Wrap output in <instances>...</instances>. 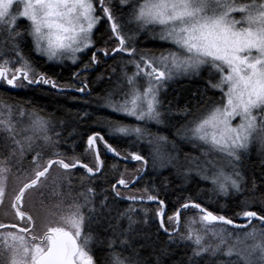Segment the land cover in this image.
Masks as SVG:
<instances>
[{
	"label": "snow or ice",
	"instance_id": "snow-or-ice-1",
	"mask_svg": "<svg viewBox=\"0 0 264 264\" xmlns=\"http://www.w3.org/2000/svg\"><path fill=\"white\" fill-rule=\"evenodd\" d=\"M118 3L119 14L114 0H0V82L10 89L42 84L65 91L46 73L37 72L31 52L49 62L71 60L76 64L81 53L91 51L90 60L73 74L74 79L97 65L99 56H119L120 75L115 81L109 76L113 87L99 105L112 114L103 120L105 127L113 136L147 143L153 168L176 161L174 166L179 170L176 142H170L176 155L162 152L160 145L169 143L168 137L153 133L147 125L166 124L171 108L165 110L162 93L170 81L180 75L201 76L207 70L201 94L204 107L198 105L197 114L175 133L200 152L199 156L184 154L182 175L188 179L195 172L213 184V191L225 196L230 191L248 190L243 168L253 146L264 164V0ZM19 20L27 22L25 29L19 28ZM102 20L108 24V32L101 35L97 46L95 33ZM146 31L171 47L160 50L158 55L139 48V35ZM25 35L31 37L28 54L21 47ZM112 73H116L115 68ZM68 88L85 93L88 83L85 78L79 86L70 83ZM209 90L219 96H208ZM177 114L192 115L187 108ZM119 117L137 123H125ZM58 123L63 122L57 121L54 114H42L30 104L0 98V146L7 152L0 156V205L7 197L12 213L10 222H0V264H99L94 244L101 246L100 251L106 247L104 264H166L173 255L171 246L180 244L191 245V255L172 264H264V227L253 225L254 219L264 225V208L259 212L247 210L245 201L244 210L236 215L247 222L238 224L186 198L165 221V204L155 188L145 186L138 190L139 195L121 192V188L131 191L132 185L143 178L149 164L144 155L137 151L122 154L100 132L87 137L83 154L77 155L70 146L69 155L58 150ZM100 143L107 153L141 164L136 175L120 173L111 184L113 201L128 200L126 209L112 208L107 194L97 203L91 181L103 175ZM27 153H32L33 167L9 193L7 179L13 161L18 166ZM88 155L91 163L84 162ZM54 168L62 170L59 176L51 175ZM79 169L85 175L77 177ZM74 179L80 180L82 189L76 195ZM257 187L253 179L252 199L264 204V194L255 195ZM65 188L67 199L62 191ZM33 193L39 198L35 211L25 206L26 195ZM49 196L60 199L49 206ZM145 202L160 205L155 212L156 240L144 230L149 224L148 210L135 207ZM189 209L195 213L182 221V212ZM141 211L142 219L138 218ZM240 230H245L242 235ZM159 232L167 235V241H159ZM141 240L145 242L139 243Z\"/></svg>",
	"mask_w": 264,
	"mask_h": 264
},
{
	"label": "trees",
	"instance_id": "trees-1",
	"mask_svg": "<svg viewBox=\"0 0 264 264\" xmlns=\"http://www.w3.org/2000/svg\"><path fill=\"white\" fill-rule=\"evenodd\" d=\"M115 8L117 9V14H119V3L118 0H114ZM127 11V9H124ZM19 28L25 29L27 27V22L25 20H19ZM108 24L106 21L102 20L97 26L96 39L97 46H100V37L102 34H107ZM137 46L141 49H150L157 55L162 49L171 47L167 43H163L158 39L152 38L151 31H146L140 33L137 40ZM21 47L25 49V54L31 47V37L25 35ZM79 63L74 66L70 63L63 64H53L47 61L46 58L39 56L35 52H31V58L34 62V67L37 72L46 73L52 79L56 80L58 85L64 87L65 91H60L59 89H53L47 85H32L24 87L21 89H10L6 83H2L0 88V98L8 100L11 103H22L30 104V106L39 109L42 114H54L57 121H62V124H57V130L61 132V144L59 151H67L69 155L72 154L70 146H74L75 153L81 155L84 153L86 146L87 137L92 135L94 132H100L104 136L105 140L111 144L117 151L123 153L137 151L144 155L149 160V168L144 175V177L133 187L131 191L121 188V192L124 195L136 194L139 195L138 190H142L145 186L149 188H155L159 194V199L163 200L167 207V217L171 216L175 210L179 207L181 203L185 201L186 198L194 199L196 202L202 204L203 207L207 208L209 211L215 214H224L230 218L235 219L236 222H240V217L236 213L244 210V202H248L247 210L260 211L264 208V204L260 200H253V193L251 192V182L253 179L257 182L256 196L264 194V183H262V176H264V164H262L261 159L257 153L256 146L253 147L252 152L248 159L244 162V172L248 178V190L242 191L241 193H235L230 191L229 195L225 196L216 191H213V184L210 181L202 180L194 172L188 179H185L182 175L184 171V161L183 167L179 166V170L176 166L167 167L165 170L157 171L152 167V157L150 151L146 144L141 142H136L134 138H123L120 136H113L108 129L105 127L103 120L106 117L112 115L108 109L99 107L103 102V97L106 93L111 90L113 84L109 81V76L111 80L115 81L120 75L121 64L119 63L120 57L117 56L115 59L108 57L105 58L102 55L99 56V63L94 67H91L87 72L80 74L79 78H75L73 74L78 72L83 63L90 60L91 51L83 53L80 56ZM116 69V73H112V69ZM129 71H131V66H129ZM206 76L207 70H203L201 76L193 77H183L177 79L176 81L170 83L167 90L162 93L165 99V110L169 107L171 108V114L166 115V124L156 127L155 125H147L148 128L153 133H159L168 137V140H173L176 144L185 150V153H190L194 156H199V149H193L191 144L183 141H178L175 135L177 128L185 124L187 120H191L193 115H196V108L199 105L201 108L204 105L201 103V94L206 87ZM103 77V78H101ZM88 83V89L85 93H79L68 88L70 83L79 86L80 80L85 79ZM208 96L218 97V92H213L211 90L207 93ZM170 102V104H169ZM187 108L192 114L187 117L177 114L181 110ZM88 113V115H84ZM125 123L136 124L137 122L133 119L119 117ZM67 141V143H65ZM168 143H166L167 145ZM102 143H100V148ZM105 149L104 147H102ZM101 157L104 160L103 175L98 174L93 181H91V186L96 189L97 193V203L103 198V195L107 194L109 198V203L112 208H118L120 210L126 209L129 206L128 200L116 199L113 201V196L111 192V184L119 178L120 173H126V176L136 175V169L141 167V164L134 163L128 164L119 158H113L106 155L102 150ZM7 155V152L0 146V156ZM32 153H27L23 160L19 163V166H15L16 161H13L12 170L14 171V176L23 175L24 172L30 170L33 166L31 164ZM184 159V158H183ZM92 157L90 155L84 156V162L91 163ZM24 169L22 170V166ZM115 165V168L113 166ZM55 169V168H54ZM53 169L51 174H53ZM11 175V173L9 174ZM85 175L83 169H79L76 172V176L79 177ZM13 176V175H12ZM11 176V178H13ZM9 177V179H11ZM14 180V179H13ZM73 184L76 186L73 190L74 192H79L82 189L79 187L80 180L74 179ZM11 185H9V188ZM107 190V192H105ZM51 191V189H49ZM65 197H67V189L62 190ZM51 197V196H50ZM53 203H56V199H51ZM137 209H147L149 224L145 226V232L152 237L153 240L157 239L158 232V219L155 217L156 210L160 207L155 204H140L135 205ZM195 210L189 209L184 210L182 213V221L185 216H192ZM138 218H144V213L141 211L138 214ZM126 227L127 222H122ZM258 228L264 227L259 221L253 223ZM181 231H183V226L181 225ZM241 235L243 231L240 230ZM101 239H103L104 234H100ZM168 237L163 232H159V241L165 242ZM141 240L139 243H144ZM94 251L96 250V257L99 264H104L105 262V252L100 251L101 246L94 244ZM171 250L173 252L172 258L166 261V264H172V261H180L182 258L191 255V245L180 244L179 246L172 245ZM148 249L144 250V254H147ZM223 259V257H220Z\"/></svg>",
	"mask_w": 264,
	"mask_h": 264
},
{
	"label": "rangeland",
	"instance_id": "rangeland-1",
	"mask_svg": "<svg viewBox=\"0 0 264 264\" xmlns=\"http://www.w3.org/2000/svg\"><path fill=\"white\" fill-rule=\"evenodd\" d=\"M83 53H81L80 54V56L82 55ZM45 58V57H44ZM70 63V64H73L72 62H71V60H65V61H63L62 63H54V62H51V63H53V64H63V63ZM79 63V60L77 61V63L76 64H73L74 66H76L77 64ZM194 75H180V76H177L176 78H174L172 81H170L169 83H168V85L170 84V83H172V82H174V81H176L177 79H180V78H183V77H193ZM168 85H167V87H168ZM129 119H131V118H129ZM149 126L150 125H155L156 127H159V126H162V125H157V124H154V123H151V124H148ZM177 140L180 142V141H182V140H180L179 138H177ZM171 141H173V140H169V143L166 145V144H161L160 145V148H161V151L162 152H165V153H168V152H171L173 155H176V152L172 149V145H171ZM183 142H185V141H183ZM141 143H144V144H146L147 145V147H148V150L150 151V155H151V147L147 144V143H145V142H141ZM188 143V142H187ZM190 144V143H189ZM178 146V145H177ZM254 147V146H253ZM178 148H179V166H181V167H183V163H181L180 161H184V154H185V150H183L182 148H180L179 146H178ZM152 159V158H151ZM177 164V162L176 161H173V163L172 164H168V165H166V166H164V167H159V166H157L155 169L157 170V171H162V170H165L167 167H172V166H174V165H176ZM15 166H17V164H14ZM14 165H13V167H14ZM20 164H18V166H19ZM24 166L25 165H23L22 166V170H26V169H24ZM19 169H20V166L18 167ZM225 171H230V169H225ZM61 172H62V170H60V169H53V174H61ZM25 173V172H24ZM195 173V172H194ZM209 174H211V173H209ZM13 175V176H12ZM52 175V174H51ZM11 176L13 177V179L11 178ZM59 176V175H58ZM9 177L11 178V179H9ZM18 177H19V179H18ZM14 176V171L13 170H11V175H8V179H7V186L9 187V185H11V187H18L19 186V184L17 183V182H19V181H21V180H23L24 179V174L23 175H20V176ZM53 177H56V175H53ZM10 187V188H11ZM9 192V191H8ZM10 193V192H9ZM5 202H7V197H6V201ZM50 203L52 204L53 202L52 201H50Z\"/></svg>",
	"mask_w": 264,
	"mask_h": 264
},
{
	"label": "flooded vegetation",
	"instance_id": "flooded-vegetation-1",
	"mask_svg": "<svg viewBox=\"0 0 264 264\" xmlns=\"http://www.w3.org/2000/svg\"><path fill=\"white\" fill-rule=\"evenodd\" d=\"M2 83H3V82H2ZM25 87H28V86H25ZM0 88H1V85H0ZM102 147H103V143H102ZM102 147H101L100 149H101L106 155L111 156V157H113V158H117V157H115V156L109 155V153H107L106 149H103ZM103 161H104V160H103ZM12 179H13V178H12ZM17 183L19 184L20 181L17 182ZM13 188H16V187H11V188H9V187L7 186V191L11 192ZM63 194H64V193H63ZM76 194H77V192H74V193H73V195H76ZM64 198L67 199V197H65V195H64ZM51 199H56V200L58 201V200L60 199V197H59V196H51V197L49 196V198L46 200V203H47L49 206H51L52 204H54V203H52V204L50 203ZM25 206H26L27 208H29L30 210H33V211H35L36 209L39 208V198L36 196L35 193H33L31 196L26 195V197H25ZM5 213H8V215H5ZM11 219H12L11 209L8 207V202H5L4 205H0V222L8 223V222L11 221ZM95 252H96V250H95ZM96 258H97V257H96Z\"/></svg>",
	"mask_w": 264,
	"mask_h": 264
},
{
	"label": "water",
	"instance_id": "water-1",
	"mask_svg": "<svg viewBox=\"0 0 264 264\" xmlns=\"http://www.w3.org/2000/svg\"><path fill=\"white\" fill-rule=\"evenodd\" d=\"M117 158H119V157H117ZM120 159V158H119ZM122 161H124V162H126V163H128V164H134V163H138V162H136V161H131V160H123V159H121ZM147 170H148V166H147V169H146V171L142 174V176H144L145 175V173L147 172ZM137 184V183H136ZM136 184H134V185H132V188L136 185ZM145 203H147V204H155V205H159L158 204V202H145ZM165 215H166V211H165ZM181 220H182V214H181ZM255 221H257V220H253V222H255ZM247 221L245 220V219H240V222H236V223H238V224H240V223H246Z\"/></svg>",
	"mask_w": 264,
	"mask_h": 264
},
{
	"label": "bare ground",
	"instance_id": "bare-ground-1",
	"mask_svg": "<svg viewBox=\"0 0 264 264\" xmlns=\"http://www.w3.org/2000/svg\"><path fill=\"white\" fill-rule=\"evenodd\" d=\"M100 151H101V149H100ZM109 155H112V156H114L113 154H110L109 153ZM116 157V156H115ZM101 159L103 160V158L101 157ZM26 166V165H25ZM15 167V166H14ZM104 168V167H103ZM148 168H149V164H148ZM146 174V173H145ZM144 177V176H143ZM143 204H147V203H143ZM165 204V203H164ZM160 206V205H159ZM164 211H166V215H167V207H166V204H165V208H164ZM183 213V212H182ZM166 215L164 216V219L166 218ZM254 223V222H253Z\"/></svg>",
	"mask_w": 264,
	"mask_h": 264
}]
</instances>
